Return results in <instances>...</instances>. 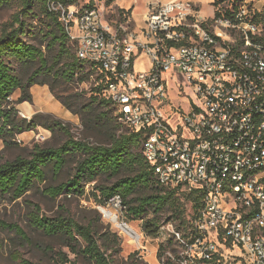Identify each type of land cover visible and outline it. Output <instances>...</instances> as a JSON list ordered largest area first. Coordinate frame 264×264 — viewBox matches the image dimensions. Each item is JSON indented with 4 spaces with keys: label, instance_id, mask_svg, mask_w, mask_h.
<instances>
[{
    "label": "built area",
    "instance_id": "obj_1",
    "mask_svg": "<svg viewBox=\"0 0 264 264\" xmlns=\"http://www.w3.org/2000/svg\"><path fill=\"white\" fill-rule=\"evenodd\" d=\"M256 1L213 0L210 19L183 0L150 5L140 31L120 12L110 19L97 6L50 4L79 59L109 76L117 122L143 134L158 182L203 196L187 236L162 226L159 236L178 245L164 261L234 264L228 253L238 251L244 264H264V23L256 22L264 8ZM143 55L153 68L136 73ZM172 85L185 108L172 102ZM107 205L124 210L119 196Z\"/></svg>",
    "mask_w": 264,
    "mask_h": 264
},
{
    "label": "trees",
    "instance_id": "obj_2",
    "mask_svg": "<svg viewBox=\"0 0 264 264\" xmlns=\"http://www.w3.org/2000/svg\"><path fill=\"white\" fill-rule=\"evenodd\" d=\"M115 1L107 0L109 4ZM242 1L234 0V4ZM51 2L76 5L77 0H0V7L17 9L0 34V141L8 148L15 144L18 136L38 126L49 132L61 130L68 140L58 147L36 146L29 158L18 157L0 165V204L7 198L13 201L21 199L36 184L45 183L49 172L60 175L72 162L75 168L69 178L58 186L46 187L47 197L53 200L62 195L83 197L87 185L99 183L100 178L112 180L109 185L97 187L100 193L98 202L102 206L119 196L127 222H143L142 229L147 236L157 238L160 235L165 225L162 223L165 214H170L167 224L179 221L186 226L183 233L187 236L194 218L203 207L202 194L183 187L167 189L158 182L153 168L143 156V134L129 129L122 131L123 127L117 122L115 107L107 96L109 76L104 73L97 75L96 67L79 59L76 44L70 40L59 15L50 9ZM86 7L92 8L94 4ZM119 12L123 19L131 17V11ZM256 22L264 23V10L258 13ZM64 84L90 85V97L75 95L72 105L56 93L55 86ZM34 86H48L53 96L69 111L76 115L87 114L90 119L83 122L88 128L100 129L108 125V120L115 123L109 143L95 145L77 141L70 130L58 120H53L50 114L38 113L31 120L20 118L17 107L34 102ZM17 92H20V97L14 101L12 98ZM103 108L111 111L103 112V116L97 118L96 112ZM187 203L192 204L194 213L190 221L186 217ZM33 207L29 216L32 229L49 237L67 240L74 252L95 264H112L107 256L110 250L106 246L110 240L107 234L102 235L92 224L86 226L70 215L49 217L42 215L38 205ZM3 226L16 230L24 241H31L18 226L5 223ZM113 237L116 243L117 236ZM171 243L162 244L160 259L164 258ZM22 264L41 263L23 260ZM165 264L175 263L166 258Z\"/></svg>",
    "mask_w": 264,
    "mask_h": 264
},
{
    "label": "rangeland",
    "instance_id": "obj_3",
    "mask_svg": "<svg viewBox=\"0 0 264 264\" xmlns=\"http://www.w3.org/2000/svg\"><path fill=\"white\" fill-rule=\"evenodd\" d=\"M172 0H116L109 4L107 0H77L76 5L86 7L90 3L99 8H104L106 16L110 19L117 16L120 10L131 11V16L135 22L136 30L145 29V16L149 11V6L154 4H166ZM198 7L203 18H214L215 7L212 5L213 0H183ZM256 6L263 8V0H257ZM17 13V9L9 7H0V34L2 27ZM144 38V36H142ZM37 42V41H34ZM39 42V41H38ZM135 72L145 73L153 68L151 58L143 55L135 61ZM56 93L74 105L75 95H82L86 98L90 97V85H56ZM171 98L172 102L177 107L185 108L186 101L183 97V90L178 91V86L172 85ZM188 93V91H186ZM56 99V98H55ZM57 100V99H56ZM61 103V102H60ZM46 108L52 110L53 107L49 102H45ZM63 106V105H62ZM62 113H45L50 114L53 120H58L69 130L73 138L77 141L89 142L95 145H105L109 143L110 135L115 127V123L108 120V125L100 129L88 128L84 125L83 120L88 121L90 117L87 114L76 115L64 107ZM111 111L109 108H103L96 112L97 118L103 116L101 113ZM25 115V114H24ZM111 116V114H110ZM20 118H22L20 116ZM32 119V118H31ZM30 119V120H31ZM125 131L126 128H122ZM39 135L46 136L45 142L37 140ZM19 140L22 142L19 143ZM68 140V137L61 131L49 132L43 126H38L35 130L27 131L15 140V144L6 148L4 143L0 141V165L7 161H13L18 157L29 158L36 146L58 147ZM75 164L70 162L68 168L60 175H55L49 172L48 180L43 184H36L30 192L24 195L19 200H11L9 198L2 201L0 204V264H22L23 260H29L33 263L41 264H95L90 259L85 258L82 254L74 252L73 247H70L67 240L61 237H49L39 231L32 229L29 216L34 210L33 205H38L42 209V215L56 217L59 215H70L78 222L84 225L92 224L102 235L109 236V242L106 246L110 248L107 251V256L112 261V264H165L164 258L160 259V247L165 243L163 236L157 238L147 236L142 229L143 222H127L124 210L111 207L108 205L102 206L98 202L100 193L97 190L100 184H110L112 180L99 179V183L89 184L86 187V193L83 197H72L62 195L57 200H53L45 195V189L49 186H58L66 181ZM183 191V190H182ZM106 208V211H102ZM109 209V210H108ZM187 220H192L194 213L192 204L187 203ZM105 212H110L117 216L119 223L127 224L134 227L140 235L141 242L137 238H132L126 235L119 229L111 218L107 217ZM170 214H165L162 218V223L167 224L166 220ZM3 223L11 226H18L30 238V242H26L17 233L16 230L6 229ZM175 230L182 233L186 226L180 224L179 221H171ZM187 225V224H186ZM188 227V226H187ZM183 233V234H184ZM114 235L117 236L116 243ZM167 251L175 254L178 250V245L171 241ZM102 244V243H101ZM117 244L119 246H117ZM167 244V243H166ZM228 254L236 255L237 261L234 264H244L241 254L234 251Z\"/></svg>",
    "mask_w": 264,
    "mask_h": 264
},
{
    "label": "crops",
    "instance_id": "obj_4",
    "mask_svg": "<svg viewBox=\"0 0 264 264\" xmlns=\"http://www.w3.org/2000/svg\"><path fill=\"white\" fill-rule=\"evenodd\" d=\"M135 25V24H134ZM32 95L34 102L31 103H23L19 105L17 108L20 112L26 115L27 118L31 119L34 115L38 113H62L64 108L62 104L55 99L50 88L48 86H34L32 88ZM20 97V92H17L12 100L16 101ZM45 102H49L53 109L50 110L46 108L44 105Z\"/></svg>",
    "mask_w": 264,
    "mask_h": 264
},
{
    "label": "bare ground",
    "instance_id": "obj_5",
    "mask_svg": "<svg viewBox=\"0 0 264 264\" xmlns=\"http://www.w3.org/2000/svg\"><path fill=\"white\" fill-rule=\"evenodd\" d=\"M105 214L107 215V217L111 218V220L116 223L117 227L121 229L124 233H126L127 236L137 238L135 239L137 241L141 238L139 232L134 227L123 223L120 224L117 216H114L110 212H105Z\"/></svg>",
    "mask_w": 264,
    "mask_h": 264
}]
</instances>
